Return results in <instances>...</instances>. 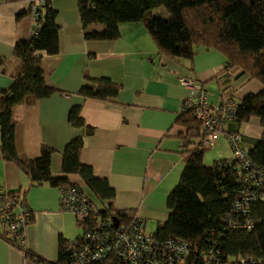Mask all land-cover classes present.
Returning <instances> with one entry per match:
<instances>
[{
  "label": "crops",
  "instance_id": "crops-1",
  "mask_svg": "<svg viewBox=\"0 0 264 264\" xmlns=\"http://www.w3.org/2000/svg\"><path fill=\"white\" fill-rule=\"evenodd\" d=\"M50 6L56 10L58 52L38 54L53 92L13 107L15 150L34 159L42 145L49 147L51 172L61 176L66 145L82 137L80 162L91 168L95 178L106 180L114 196L99 199L77 174L68 175L69 181L82 187L96 209L112 206L138 214L145 230L153 233L169 216L167 196L185 167L187 147L202 139L199 123L188 128L179 120L181 104L192 86L206 90L209 104H219L228 96L238 102L264 86L247 72L229 66L226 57L214 48L198 46L191 59L169 57L157 48L142 22L120 23L116 39H85L76 0H51ZM29 33L28 1L0 0V58L5 60L0 63V92L9 88L19 71L14 43ZM86 77H108L120 85L119 92L108 100L86 98L80 94ZM75 106L85 124L92 127L90 133L70 122ZM243 124L236 120L226 123L217 143L204 149L213 152L211 163L203 157L205 165L232 158L226 138L230 131L239 133L245 149L252 147L262 128H257L256 122L241 128ZM0 188L18 191L31 212L25 250L57 260L60 241L73 239L79 230L76 217L59 208L58 186L31 182L0 152ZM0 264L43 263L0 236Z\"/></svg>",
  "mask_w": 264,
  "mask_h": 264
},
{
  "label": "trees",
  "instance_id": "trees-1",
  "mask_svg": "<svg viewBox=\"0 0 264 264\" xmlns=\"http://www.w3.org/2000/svg\"><path fill=\"white\" fill-rule=\"evenodd\" d=\"M50 1L45 0L41 8L38 29L14 43L13 55L19 60L20 67L9 88L0 92V152L33 183L47 181L56 186L76 185L84 193L80 185L68 179V175L77 174L96 197L111 199L114 190L107 181L95 178L91 168L80 162L79 153L84 143L82 137L66 145L61 176L51 172L52 150L49 147L42 145L40 155L34 159L24 158L15 150L13 107L53 92V88L47 85L42 56L38 54L39 51L49 55L58 52L56 10L50 6ZM76 1L85 39H116L120 23L142 22L157 48L169 57L191 59L198 46L214 48L226 57L229 66L239 68L240 73L247 72L249 77L264 86V0ZM161 7L168 12V17L155 12ZM4 61L0 58V63ZM119 89L120 85L108 77H86L80 94L86 98L108 100L114 98ZM253 117L258 118L262 131L248 153L255 164L264 165V87L237 102L235 120L238 124L247 123ZM69 120L75 126L84 127L86 133L92 131V127L79 116L78 106L71 109ZM179 120L188 128H192L193 124L200 125L190 112L181 113ZM186 151L189 155L185 167L178 183L167 196L169 216L152 234L159 238L178 236L195 244L197 253L191 257L189 264H204L199 254L212 237L222 244L223 264H239L237 258L246 255L253 257L256 264H264V201L257 200L250 205L251 229L227 228L225 217L231 211L240 185L233 172L234 161L222 159L205 165L201 142L188 146ZM11 193L19 194L18 191ZM95 211L118 221L133 216L112 206H103ZM0 236L43 264H71L66 250L68 239L60 241L58 258L53 261L26 251L24 246L11 242L5 233H0ZM234 258L235 262H230ZM91 264L122 262L116 254L110 253L106 260Z\"/></svg>",
  "mask_w": 264,
  "mask_h": 264
},
{
  "label": "built area",
  "instance_id": "built-area-1",
  "mask_svg": "<svg viewBox=\"0 0 264 264\" xmlns=\"http://www.w3.org/2000/svg\"><path fill=\"white\" fill-rule=\"evenodd\" d=\"M27 1L32 34L40 26L45 0ZM192 88L180 111L192 113L200 122L202 147L211 148L224 132L226 123L236 119L237 102L229 96L219 104H209L202 86L193 85ZM226 138L235 164L233 172L240 182L238 196L225 217L226 227L248 230L253 226L250 205L257 200L264 201V165L254 163L248 150L241 145L238 132L230 131ZM58 192L60 210L76 216L81 226L80 233L66 245L71 264L102 262L110 253L116 254L122 264H189L197 253L196 245L182 237L159 238L147 232L144 220L138 214L125 221L99 215L76 185H59ZM30 220L31 212L25 198L20 193L12 194L0 188V232L11 242L25 246V232ZM221 249V242L212 237L199 256L204 264H223ZM237 262L256 264L249 255L240 256Z\"/></svg>",
  "mask_w": 264,
  "mask_h": 264
},
{
  "label": "rangeland",
  "instance_id": "rangeland-1",
  "mask_svg": "<svg viewBox=\"0 0 264 264\" xmlns=\"http://www.w3.org/2000/svg\"><path fill=\"white\" fill-rule=\"evenodd\" d=\"M155 12L157 13V14H159V15H161L162 17H168L169 16V14H168V12L164 9V8H156L155 9ZM262 87H263V85H262ZM252 91H255V93L256 92H258V90L256 89V90H252ZM229 97V96H228ZM231 97V96H230ZM248 122H252V123H254V122H256V127L257 128H259L260 127V125H259V123H258V119L257 118H251ZM245 125V123L242 125V127L241 128H243V126ZM228 153H230L229 155L230 156H232V152L229 150V152ZM204 160L206 161V162H208V163H211L212 161H213V152L212 151H206V152H204ZM79 227V230H78V232L76 233V235L77 234H79L80 233V231H81V228H80V226H78ZM230 262H235V258L234 259H230ZM228 264H230V263H228Z\"/></svg>",
  "mask_w": 264,
  "mask_h": 264
},
{
  "label": "water",
  "instance_id": "water-1",
  "mask_svg": "<svg viewBox=\"0 0 264 264\" xmlns=\"http://www.w3.org/2000/svg\"><path fill=\"white\" fill-rule=\"evenodd\" d=\"M113 220H114V221H116V219H115V218H113Z\"/></svg>",
  "mask_w": 264,
  "mask_h": 264
}]
</instances>
